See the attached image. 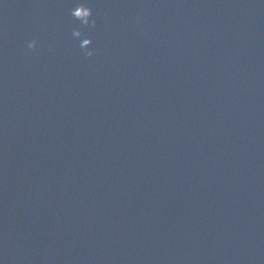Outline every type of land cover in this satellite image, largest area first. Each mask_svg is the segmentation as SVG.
<instances>
[{
	"label": "water",
	"instance_id": "water-1",
	"mask_svg": "<svg viewBox=\"0 0 264 264\" xmlns=\"http://www.w3.org/2000/svg\"><path fill=\"white\" fill-rule=\"evenodd\" d=\"M75 2L0 0V264H264V0Z\"/></svg>",
	"mask_w": 264,
	"mask_h": 264
},
{
	"label": "clouds",
	"instance_id": "clouds-1",
	"mask_svg": "<svg viewBox=\"0 0 264 264\" xmlns=\"http://www.w3.org/2000/svg\"><path fill=\"white\" fill-rule=\"evenodd\" d=\"M70 15L79 22L81 26L95 25V20L92 19V9L88 4V0H76L75 5L70 9ZM71 35L78 41L79 48L86 57H91L94 53L93 48L90 47L92 39L90 36L84 34L80 27L72 29ZM28 49L36 47V41L30 40L27 43Z\"/></svg>",
	"mask_w": 264,
	"mask_h": 264
}]
</instances>
